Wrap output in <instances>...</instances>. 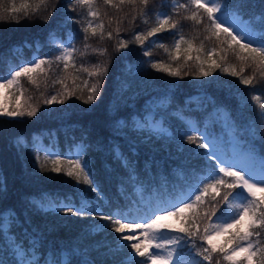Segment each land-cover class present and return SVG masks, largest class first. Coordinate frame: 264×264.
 <instances>
[{"label": "snow or ice", "instance_id": "1", "mask_svg": "<svg viewBox=\"0 0 264 264\" xmlns=\"http://www.w3.org/2000/svg\"><path fill=\"white\" fill-rule=\"evenodd\" d=\"M153 3L154 0H102L105 8L116 12H124L125 7L131 9V13H124L117 20L114 30H106L111 27L113 17H109L106 25L103 16L107 13H102L98 0H64L63 5L61 0H35L34 7L31 0H24L19 8L15 3L11 7L0 4V22L20 23L21 19L36 17L47 24L59 10L57 28L70 33L68 39L62 40L55 30L50 31L49 36L59 54L51 58H33L15 65L6 73H0V87H12L18 91L22 89V79H26L38 90V75L43 73L46 77L53 64H62L64 72L72 68L76 72L86 73L95 81L90 87L88 81H84L88 94L86 99L82 95L79 97L84 103L93 104L103 94L111 58L77 67V53L81 58L108 55L107 48L92 47L88 43L90 40L114 41V51L121 53L129 49L130 44L143 48L146 42L154 43L161 33L179 35L182 21L204 26V31L208 33L205 40L218 42L224 66L213 61L209 70L205 71L203 61L197 55L195 59L200 61L197 71H182L184 65L177 63L175 68H171L160 62H151L149 66L152 69L183 79L188 75L209 77L219 68L223 73L237 77L244 86L255 87L264 83V10L259 13L249 10L246 13L243 11L245 0H237L236 3L232 0H187L186 3L160 0L161 10L158 11L151 7ZM166 8L169 10L165 11ZM181 9L188 14L180 16ZM81 10L85 11L82 13ZM41 11L48 15L41 17ZM129 14L133 25L138 19L148 24L154 17L155 26L148 28L146 33L133 29V38L124 40L120 38L123 30L121 24ZM174 16L180 18L174 19ZM73 24L82 34L83 50L74 44L76 33L69 27ZM195 39L197 37L188 40L184 35H179L174 40V50L179 53L183 44L188 45L185 52L193 50ZM159 47L164 48L165 52L169 51L164 44ZM203 49L204 42L201 41L195 51ZM216 52L217 47L214 46L207 55L211 57ZM229 53L241 62L239 71L235 65L228 64ZM143 54L151 55L149 51ZM171 58L178 61V57ZM189 59L190 56L184 57L185 64ZM246 69L252 70L251 75H243ZM137 71L136 66L129 64L124 69L125 76L116 77L114 103L111 106L113 139H121L124 143L109 146L110 155L118 167L105 168V172L116 173L117 198L124 203L114 205L116 211L109 210L107 214L101 210L100 202L106 198L92 165L85 158L88 149L83 141L74 146L76 151L70 148L68 153L45 149L44 162L39 165L41 171L63 173L72 178L77 186L86 185L87 189L81 190L75 203L67 197L65 199L70 202L64 203L44 194H36L21 201L19 209L0 212V234L5 241L0 246V264H73L72 257H87L89 251L103 255L100 264H264V195H257L258 192L264 193V131H261L264 128V102H260L261 97H251L260 125L257 126L255 121L249 122L244 129L248 139L238 132L227 109L216 107V102L208 98L217 117H221L233 129L228 141L230 151L225 150L222 139L211 130L219 120L206 122L203 130L189 124L186 131L190 134L182 133L177 144V153L183 156L187 152V159L175 167H166L167 161H158L151 147L154 137L172 139L164 128V114L170 101L165 97L153 100L147 107L140 105L135 110L131 108L125 97L133 85L125 77L134 76ZM52 83L63 84L64 81L54 80ZM72 96H75V92L65 88V92H57L44 99L43 104H63ZM39 110V106L31 105L14 110L0 108V117L12 120L36 117ZM257 137L259 151L254 143ZM15 143L19 149H26L31 141L17 137ZM185 145L194 147L186 148ZM65 156L75 157L68 159L67 167L62 166ZM36 159L39 160L38 154ZM49 161L51 167L47 168ZM5 191L4 181L0 178V195ZM88 191L96 194L95 199L88 197ZM61 212L77 218V222L83 225L81 230L86 237L115 234L113 244L96 241L94 248L83 251L78 248L60 249L55 244L45 249L44 231L39 225L32 227L31 232L25 228L23 239L14 231L16 227L32 226L34 217ZM173 219L175 222H171ZM55 227L52 226V231H55ZM79 264H97V261L85 258Z\"/></svg>", "mask_w": 264, "mask_h": 264}, {"label": "trees", "instance_id": "2", "mask_svg": "<svg viewBox=\"0 0 264 264\" xmlns=\"http://www.w3.org/2000/svg\"><path fill=\"white\" fill-rule=\"evenodd\" d=\"M23 2L24 0H0V4L5 7H11L15 3L16 7L19 8ZM186 2L187 0H179V3ZM232 2L236 3L237 0H232ZM63 3L64 0H61V5ZM98 3L102 13H107L103 16L106 25L109 23V17H113L111 27L106 28V30H114L117 26V20L123 17L124 13H131V9L128 7H125L124 12H116L114 9L105 8L102 0H98ZM245 3L246 7L243 11L246 13L249 10L256 13L264 10V0H245ZM31 6H35V0H31ZM151 7L154 11L161 10L160 0H154ZM164 10L168 11L169 9ZM84 11L81 10L82 13ZM187 14L183 9L180 10V16ZM39 15L43 17L48 13L41 11ZM72 15H76V13H72ZM180 16H174L173 18L179 19ZM59 18L60 11L58 10L47 24L43 22V19L36 17L21 19L20 23L0 22V73H6L15 65L31 60L30 55L33 53L36 58L44 56L51 58L58 55L55 46L50 42L49 32L55 30L57 37L62 40L68 39L70 35V33L66 34L65 29L57 28ZM130 21L131 15L129 14L124 23L121 24L123 30L120 32V38L124 40H131L134 31L146 33L148 28L155 26L154 17L150 19L148 24L140 22L139 19L135 25L131 24ZM69 27L76 33L75 46L83 50L82 34L79 32L78 26L73 24ZM178 32L179 35H184L188 40L197 37L193 40V50L185 52L188 45L183 44L180 52L177 53L174 50V40L178 39L179 35L173 36L167 32L158 34L154 43L146 42L143 48L140 45L130 44L129 49L122 50L121 53L114 51V41L90 40L88 43L92 47L107 48L108 55L99 57L89 55L81 58L77 53V67L80 64L90 66L98 61H106L111 58L103 94L93 104H86L79 97L82 95L86 99L88 94L84 81H88V87L95 81L90 79L86 73L76 72L75 69L69 68L68 71L73 76V84L68 91L75 92V96L69 98V102L64 108L59 105L56 106V104H53V107L52 105L45 107L43 100L50 98L52 95V82L57 74L63 75V73H66L62 70V64H53L46 77L43 73L38 75L37 78L40 81L38 90L35 85H32L26 79H22V90L28 100L23 109L31 105L33 107L39 106L40 110L36 117H24L13 121L0 119V178L3 179L6 187V191L0 195V212L12 208L19 209L21 201L29 195L36 194H44L46 197L64 203L70 201L75 203L79 199L81 190H86L87 186H77L72 178L63 173L41 171L39 165L44 162L45 149L68 153L70 148L76 151L77 148L74 146H78L81 141L88 149L85 158L92 165L106 198L105 201L100 202L102 205L101 210L107 214L109 210L116 211L114 205L124 203L122 199L117 198L118 180L116 173L105 172V168L116 169L118 167L110 155L109 146L124 143L121 139H113L111 106L114 103L116 77L125 76L124 69L129 64L138 68L134 76L125 77L133 85L132 90L125 97L131 108L135 110L140 105L147 107L153 100H161L165 97L170 101L164 114V128L171 134L172 139L154 137L153 146L151 147V152L158 161H167L166 167H175L177 163L187 159V152L183 156L177 153V144L180 143L181 134H190L186 131V128L191 122L201 127L203 117L208 112H210L212 120L220 121L213 124L214 129L217 135L223 139L225 150L229 151L227 144L233 129L229 124L228 127L230 128L226 127L223 119L217 117L208 98L216 102V107L227 109L231 114L232 121L237 126L238 132L244 134L245 139H248L244 129L249 122L255 121L257 126L260 125L259 120L256 118L255 102L252 101L251 97L259 95L261 97L260 102H264V83L257 84L255 87L244 86L239 83L237 77L225 74L219 68L209 77L188 75L184 76L183 79L171 77L165 72L152 69L149 66L151 62H160L171 68H175L177 63L184 65L182 71H197L200 66V61L195 59L197 55L203 61L205 71L209 70L213 61L220 63L222 67L224 66L221 60L223 53L219 51L218 42L214 39L205 40L208 33L204 31L203 25L194 26L191 21H182V26L178 29ZM201 41L204 42V49L197 52L195 49L200 47ZM160 44H164L169 51L165 52L164 48L159 47ZM214 46L217 47V52L209 57L207 52ZM144 51H149L151 55L145 56ZM169 53H171V56ZM185 56L191 57L186 64L184 61ZM171 57H178V61L173 60ZM228 64L235 65L237 71L241 66V62L231 53L228 56ZM251 72V69H246L243 75H251ZM193 96L196 99L193 100ZM261 131H264V128H261ZM17 137L29 139L31 141L30 146L26 149H19L15 143ZM254 143L257 151H259V137L256 138ZM53 145L55 148H52ZM185 147L192 148L194 146L185 145ZM37 149H39L38 153L36 152ZM201 151L203 150L201 149ZM169 153H171V157H169ZM36 154L39 155V160L36 159ZM141 155L143 157V152ZM68 159H75V157L65 156L62 166L67 167ZM46 167H51L50 161ZM87 195L92 199H95L96 196L91 191H88ZM260 195H264V193H260ZM66 197L70 198V201L65 199ZM123 210L127 211V209ZM97 222L103 223V221ZM137 222L142 221L138 220ZM171 222H175V219ZM35 225H39L40 229L44 231L45 249H50L55 244L60 249L78 248L83 251L94 248L96 241L113 244V236L115 235L104 233L94 237H86L81 230L82 223H78L77 218L66 216L63 212L34 217L32 226L16 227L14 231L23 239L22 234L25 228H28L31 232L32 227ZM45 225H47V230H45ZM53 225L56 226L55 231H52ZM4 243L3 235L0 234V246H3ZM85 258L95 259L97 264H100L104 259L101 253L89 251L87 257L84 255L72 257L73 264H79Z\"/></svg>", "mask_w": 264, "mask_h": 264}, {"label": "rangeland", "instance_id": "3", "mask_svg": "<svg viewBox=\"0 0 264 264\" xmlns=\"http://www.w3.org/2000/svg\"><path fill=\"white\" fill-rule=\"evenodd\" d=\"M50 42L54 45L52 38H50ZM33 58H36L34 53L30 55V59H33ZM37 59H39V58H37ZM62 69H63V66H62ZM55 80H63L64 83L63 84L56 83V84L52 85V87H51L53 90L52 95L56 94L57 92H65V88L68 91V89L73 84V76H72L71 72H69V71H67L65 74L63 73V75L57 74ZM58 99H60V97H58ZM192 99L194 100V99H196V97L193 96ZM68 100H69V98L66 99L63 104H60V103H53V104H56V106L59 105V106H61V108H64L66 106V104L69 102ZM27 102H28L27 97H25L22 89L16 91L12 87H0V108H4V109H8V110L23 109V106H25ZM53 104H51L52 107L54 106ZM46 106L47 105H45V107ZM0 119H4L7 121H13L12 119H9L7 117H0ZM16 120H18V119H16ZM210 120H212V116H211L210 112H208L207 114L204 115L203 122L201 123L202 126L199 128H201V130H203L204 124ZM193 123L191 122V124H193ZM224 125L226 127H228V123L224 122ZM228 128H230V127H228ZM211 130L214 131L215 134L217 135V132L214 129V125H212ZM218 137H220V136H218ZM222 141H223V139H222ZM223 147L225 148L224 142H223ZM227 148L230 151L229 143L227 144Z\"/></svg>", "mask_w": 264, "mask_h": 264}]
</instances>
